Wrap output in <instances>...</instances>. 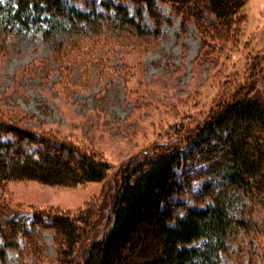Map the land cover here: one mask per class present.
Segmentation results:
<instances>
[{
	"label": "trees",
	"instance_id": "16d2710c",
	"mask_svg": "<svg viewBox=\"0 0 264 264\" xmlns=\"http://www.w3.org/2000/svg\"><path fill=\"white\" fill-rule=\"evenodd\" d=\"M157 1L181 22L192 20L203 44L231 42L245 16L246 0ZM125 2L135 7L136 17L129 16ZM14 5L13 18L24 23L44 12L75 30L83 23L99 26L103 19L97 6L85 13L65 0H14ZM102 5L114 11L111 21L133 33H149L140 27L143 12L158 26L163 21L156 0ZM248 86L236 83L230 97L191 130L131 157L118 170L107 206L91 202L75 212L31 206L25 216L0 195V263H6L8 249L41 257L49 231L58 264H219L220 253L255 225L254 206H264V103ZM109 170L101 155L68 137L0 114L1 191L10 181L60 187L101 181ZM195 181H202L200 189Z\"/></svg>",
	"mask_w": 264,
	"mask_h": 264
},
{
	"label": "rangeland",
	"instance_id": "374dc122",
	"mask_svg": "<svg viewBox=\"0 0 264 264\" xmlns=\"http://www.w3.org/2000/svg\"><path fill=\"white\" fill-rule=\"evenodd\" d=\"M65 1L85 13L97 6L101 24L75 30L45 12L24 23L13 18L14 0H0V114L68 137L101 155L110 170L101 181L74 186L8 182L0 195L22 215L30 216L31 206L74 212L91 202L107 206L123 164L191 130L236 83L249 82L250 94L264 103V0H246L234 40L205 44L192 20L181 22L157 0L163 21L158 26L143 12L147 35L111 21L106 0ZM124 4L136 17L135 7ZM254 208L255 225L220 253L219 264H264V206ZM50 238L45 231L41 257L8 249L5 264H58Z\"/></svg>",
	"mask_w": 264,
	"mask_h": 264
}]
</instances>
